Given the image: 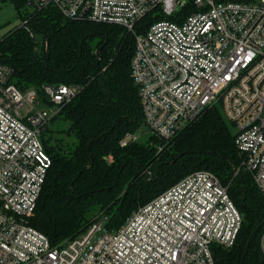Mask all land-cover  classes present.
<instances>
[{"label":"built area","instance_id":"2783aa9c","mask_svg":"<svg viewBox=\"0 0 264 264\" xmlns=\"http://www.w3.org/2000/svg\"><path fill=\"white\" fill-rule=\"evenodd\" d=\"M36 9L114 23L136 40L132 74L145 124L168 142L212 104L264 195V0H26ZM157 17L142 23L147 15ZM29 27V18L22 20ZM31 31V30H30ZM0 63V264H215L214 245L233 246L243 216L212 171L187 174L141 205L118 229L97 219L59 243L30 223L51 157L42 132L79 84L23 89ZM138 138L127 133L121 144ZM159 149L162 146L159 145ZM105 218V217H103ZM260 246L264 253V231Z\"/></svg>","mask_w":264,"mask_h":264},{"label":"trees","instance_id":"16d2710c","mask_svg":"<svg viewBox=\"0 0 264 264\" xmlns=\"http://www.w3.org/2000/svg\"><path fill=\"white\" fill-rule=\"evenodd\" d=\"M13 1L30 28L21 24L0 36V63L13 67L12 80L38 89L49 106L45 84L81 85L42 132L51 166L30 223L52 244L85 230L99 212L108 218V229H118L139 206L187 174L207 169L228 186L243 216L236 243L213 246L215 264H264V195L244 169L221 105L207 106L168 142L150 131L142 141L145 118L132 74L134 34L118 24L67 17L53 5L24 14L26 0ZM159 17L147 15L142 23ZM63 114L75 143L69 153L49 146L43 136ZM127 133L138 138L122 145Z\"/></svg>","mask_w":264,"mask_h":264},{"label":"rangeland","instance_id":"374dc122","mask_svg":"<svg viewBox=\"0 0 264 264\" xmlns=\"http://www.w3.org/2000/svg\"><path fill=\"white\" fill-rule=\"evenodd\" d=\"M24 14H29L35 10L34 6L24 5L22 7ZM22 24V16L19 13V9L13 0H0V36L9 32L11 29L16 28ZM40 38V35H37ZM224 114V111L222 110ZM225 116V114H224ZM226 118V117H225ZM69 121L67 117L63 114L59 118L56 124H52L50 130L44 131V139L49 146L53 148L62 150L65 153H69L74 148V137L67 133L69 126ZM229 123V122H228ZM232 130L236 129L231 123H229ZM149 129L144 125L141 130L140 140L147 141L149 137ZM106 215V214H105ZM98 219H104L105 224L108 221V218H103L102 213L98 214Z\"/></svg>","mask_w":264,"mask_h":264},{"label":"water","instance_id":"95a60500","mask_svg":"<svg viewBox=\"0 0 264 264\" xmlns=\"http://www.w3.org/2000/svg\"><path fill=\"white\" fill-rule=\"evenodd\" d=\"M248 246L250 245V241H248V244H247ZM246 253V252H245ZM244 257H245V254H244Z\"/></svg>","mask_w":264,"mask_h":264}]
</instances>
